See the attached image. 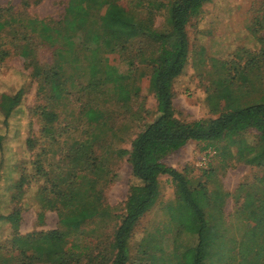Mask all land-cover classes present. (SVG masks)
<instances>
[{
	"label": "rangeland",
	"instance_id": "374dc122",
	"mask_svg": "<svg viewBox=\"0 0 264 264\" xmlns=\"http://www.w3.org/2000/svg\"><path fill=\"white\" fill-rule=\"evenodd\" d=\"M20 1L0 0V5L10 3L19 8ZM171 1L117 0V3L145 26L156 31H168L165 17ZM66 5L67 0H39L32 3L27 12L37 18L57 20L63 15ZM103 12V5L91 3L82 14L100 16ZM263 13L264 0H209L189 20L186 30L191 52L183 72L172 85L176 118L183 121L210 119L223 109L238 108L246 101L264 99V41L257 39L264 37V30L255 34L252 29L254 18L263 17ZM6 40L8 42L0 46V51H7L0 56V96L14 93L19 88L24 89V94L6 126L0 114V135L3 136L0 149V243L13 232L11 223L4 217L15 207L21 210L19 233L59 227L56 210L40 208L37 190L43 182L36 177L31 179L33 167L30 166L39 155L42 168L49 170L48 160L58 158L51 154L52 150L59 151L66 146L65 141L62 143L64 135L51 143L40 132L39 110L49 101L50 83H56L62 93L66 90L69 93L68 103L58 107V120L64 124L87 98L79 88L89 78L88 62H92L95 79L101 83H108L106 63L115 65L119 71L132 70V77L122 86H116L105 104L111 113L113 129L107 144L110 152L103 154L98 162L97 170L103 175L97 185L102 190L108 214L97 217L76 234L67 236L63 242L65 245L76 243L79 246L70 255L66 256L62 246L51 241L47 261L38 263L92 264L86 256H79V252L91 253L110 242L125 211L130 187L137 183L127 155H118L117 152L129 149L131 140L157 115L154 95L148 89L150 66L145 60L155 51L157 43L145 32L130 38L123 34H110L102 42L101 49L88 52L87 59L80 50H69L57 41L39 38L28 58L24 59L13 47L14 38L10 34L4 36L3 42ZM73 135H78V132H73ZM240 137L248 145L240 154L238 145L228 146L223 140L212 145L188 141L163 158L165 164L184 173L193 186L204 185L213 197L218 195L212 201L210 211L214 222L223 215L221 232L225 247H231L232 253L240 241L248 238L247 229L264 222V153L254 128L247 129ZM28 138L33 142L32 147L26 142ZM250 158L252 161L248 160ZM15 164L17 168L11 171ZM22 168L31 181L21 200L12 201V181ZM159 191L156 203L133 229L131 264H153L151 254L160 255V250L168 253L175 234L183 244L195 243L194 235L179 232L170 219L167 206L176 201L177 193L169 176H159ZM39 213H42L40 218ZM216 258L217 255L214 256ZM238 261L237 256L232 264Z\"/></svg>",
	"mask_w": 264,
	"mask_h": 264
},
{
	"label": "trees",
	"instance_id": "16d2710c",
	"mask_svg": "<svg viewBox=\"0 0 264 264\" xmlns=\"http://www.w3.org/2000/svg\"><path fill=\"white\" fill-rule=\"evenodd\" d=\"M208 1L172 0L165 17L168 31H156L145 26L142 21L129 15L117 0H67L64 13L57 20L37 18L27 12V8L39 0H21L19 8L10 3L0 5V46L8 42L3 40L5 35L10 34L14 38L13 47L24 59L28 58L39 38L57 41L69 50H80L87 59L88 52L101 49L102 42L110 34H123L130 38L145 32L157 43L155 51L145 57L150 66L148 89L154 95L157 115L131 140L129 149L117 152L118 155H127L137 183L130 187L125 211L110 242L91 253L79 252V256H86L92 264H131L130 240L133 229L156 203L160 192V175L169 176L175 184L176 201L167 206L170 219L179 232L194 235L195 243L183 244L175 234L168 253L160 250V255L151 254L153 264H232L237 256V264H264V222L247 229L248 238L240 241L232 253L231 247H225L221 232L223 215L214 222L210 211L212 201L218 195L213 197L204 185L193 186L184 173L163 162L165 155L188 141L212 145L223 140L228 146L238 145L237 152L240 154L248 148L240 136L249 128L258 132L261 152L264 153V99L249 100L238 108L223 109L216 117L205 120L183 121L174 115L172 85L183 72L191 52L186 25ZM91 3L103 5L104 12L100 16L82 14ZM253 24L255 34L264 30V13L263 17L256 16ZM257 39L264 41L263 36ZM6 52L1 50L0 56ZM88 67L89 78L79 88L87 98L76 107L69 121L61 124L58 120V107L68 103L69 93L67 90L62 93L54 82L48 87L49 101L39 110L42 137L52 143L64 135L62 143L65 141L66 144L59 151L52 150L51 154H56L58 158L48 160L49 170L42 168L39 155L30 164L33 167L31 179L36 177V180L43 182L37 190L40 208L56 210L59 227L19 233L21 210L19 207L13 208L4 217L5 221L11 223L13 232L0 243V264L46 262L51 241L62 246L68 256L79 246L76 243L65 245L63 242L67 236L76 234L97 217L108 214V206L103 204L102 190L97 185L103 175L97 170L98 162L103 154L110 152L107 144L113 129L111 113L105 104L109 102L108 95L113 93L114 88L122 86L132 77V70L119 71L115 65L106 63L108 83H101L95 79L92 62H88ZM23 94V88L11 94H1L3 125L8 124V118L20 104ZM73 132H78V135L74 136ZM2 139L0 135V149ZM26 142L32 147L31 139L28 138ZM248 160L252 161L251 158ZM16 168L15 164L11 171ZM31 179L27 178L22 168L12 181V201L21 200ZM223 260L226 261L222 263Z\"/></svg>",
	"mask_w": 264,
	"mask_h": 264
}]
</instances>
